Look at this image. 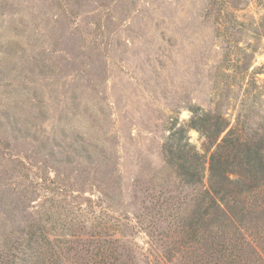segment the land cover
<instances>
[{"label":"rangeland","instance_id":"obj_1","mask_svg":"<svg viewBox=\"0 0 264 264\" xmlns=\"http://www.w3.org/2000/svg\"><path fill=\"white\" fill-rule=\"evenodd\" d=\"M194 110L263 130L264 0H0V243L197 263L203 187L164 157L186 138L207 167Z\"/></svg>","mask_w":264,"mask_h":264},{"label":"trees","instance_id":"obj_2","mask_svg":"<svg viewBox=\"0 0 264 264\" xmlns=\"http://www.w3.org/2000/svg\"><path fill=\"white\" fill-rule=\"evenodd\" d=\"M251 85L257 86L255 79ZM189 127L205 139L204 149L210 151L207 167L186 138L182 146L172 148L170 144L164 149V157L187 184L203 187L201 195L206 202L201 201L205 206L193 216L198 221L187 238L194 243L204 238L206 250L197 255L194 264H264V126L259 131L251 129L240 115L230 124L218 112L194 110ZM34 236L27 233L11 246L1 241L0 264H35L34 255L45 253L46 245L33 251ZM41 238L44 244L49 241L45 234ZM96 239L101 236L96 235ZM50 251L51 255L61 254L57 249ZM73 252L87 255L89 260L81 264H125L120 251L101 242ZM156 264L164 262L159 258Z\"/></svg>","mask_w":264,"mask_h":264}]
</instances>
